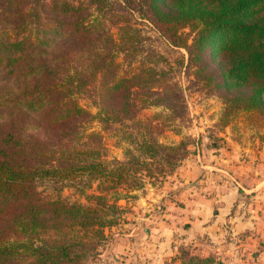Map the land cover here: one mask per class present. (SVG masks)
<instances>
[{
    "label": "trees",
    "instance_id": "trees-1",
    "mask_svg": "<svg viewBox=\"0 0 264 264\" xmlns=\"http://www.w3.org/2000/svg\"><path fill=\"white\" fill-rule=\"evenodd\" d=\"M139 18L186 50L226 122L241 111L264 120V0H0V264H81L121 208L107 193L140 188L184 157L138 118L182 102L172 65L151 48L149 64L121 70V56L142 51ZM94 123L130 145L124 160L107 158ZM192 252L184 264H217Z\"/></svg>",
    "mask_w": 264,
    "mask_h": 264
},
{
    "label": "rangeland",
    "instance_id": "rangeland-1",
    "mask_svg": "<svg viewBox=\"0 0 264 264\" xmlns=\"http://www.w3.org/2000/svg\"><path fill=\"white\" fill-rule=\"evenodd\" d=\"M135 16L138 18L137 14ZM137 27L142 35V45L139 44L138 48L142 51L119 58L122 73L134 69L140 62V66L149 64L151 59H144L145 52L154 48L174 68V72L169 73L182 96V102H166L171 109L165 105L150 106L141 109L138 118L153 127L152 133L161 144H181L180 153L183 154L184 149L186 153L182 159L177 158L173 170L167 167V172L157 175V179L145 177L142 187L124 185L107 193L109 203H116L121 208L116 214L108 211L109 217L114 216V222L103 229L105 237L99 240L101 243L95 254L81 264H184L182 259L186 258L182 252L189 246L193 248L194 254L191 255L211 257L217 264H232L223 256V245L215 246L205 239L189 240L186 234L188 224L183 225L180 232L172 227L177 216L175 210H186L187 201L191 204L195 201V194H188V189L213 188V193H218L223 180L227 187L238 188L237 212L254 219V227L249 231L242 229L234 240L239 246L234 248L240 258L235 264H247V258L250 264L253 260L257 264L260 256H264V120L241 111L226 122L222 117L225 110L222 98L202 89L186 68V50L170 49L151 23L144 19L139 18ZM181 63L183 67H180ZM93 130L101 133L108 159L126 158L125 151L130 148L127 142L120 141L113 131L102 130L99 123L92 124L89 131ZM195 160L198 167L201 163L211 167L198 171L203 173L204 178L200 179L203 184L199 180H185L190 174L186 165L191 161L195 163ZM97 187L98 183L86 189V194H98ZM63 196L86 203L85 196L79 195L72 187L64 188ZM252 239H255L254 243Z\"/></svg>",
    "mask_w": 264,
    "mask_h": 264
},
{
    "label": "crops",
    "instance_id": "crops-1",
    "mask_svg": "<svg viewBox=\"0 0 264 264\" xmlns=\"http://www.w3.org/2000/svg\"><path fill=\"white\" fill-rule=\"evenodd\" d=\"M197 164L198 162L195 160V163L191 161L186 165L188 171H190L189 176L185 179L186 182L199 180V183L203 184V180H200L204 178L203 173H198V171L202 170L203 172V170L211 167L202 163L198 167ZM219 171L229 175L226 170L220 169ZM194 190L188 189L187 193L189 192L188 194H190L193 192L195 194V201L192 204L187 201L186 210H175V215L177 216H175V222L173 221L172 223L173 229L180 232L182 230L181 227L188 224L186 234L189 240L194 241L197 239L202 241V239H205L208 242L215 243V246L223 245L225 249L223 256L227 257L228 262L235 264L240 260L238 252L234 248L236 246L234 243L236 236L241 234L242 229L249 231L254 227V219H252V216L244 217L235 209L238 200V188L235 186L227 187V184L223 180V184L218 193H213V188ZM251 235L254 236V233H251ZM247 239H251V237L247 236ZM237 250L239 251V248ZM249 260V258L246 259L247 264H250ZM252 264H256L254 260ZM257 264H264V256H260Z\"/></svg>",
    "mask_w": 264,
    "mask_h": 264
}]
</instances>
